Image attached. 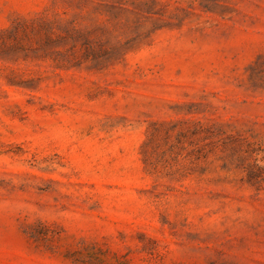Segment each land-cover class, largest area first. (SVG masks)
Returning <instances> with one entry per match:
<instances>
[{
	"label": "rangeland",
	"instance_id": "rangeland-1",
	"mask_svg": "<svg viewBox=\"0 0 264 264\" xmlns=\"http://www.w3.org/2000/svg\"><path fill=\"white\" fill-rule=\"evenodd\" d=\"M0 264H264V0H0Z\"/></svg>",
	"mask_w": 264,
	"mask_h": 264
}]
</instances>
